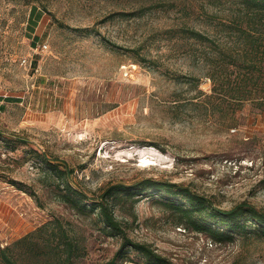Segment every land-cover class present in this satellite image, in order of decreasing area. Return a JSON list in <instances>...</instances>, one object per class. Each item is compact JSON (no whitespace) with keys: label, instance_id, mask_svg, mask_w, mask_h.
Masks as SVG:
<instances>
[{"label":"rangeland","instance_id":"rangeland-1","mask_svg":"<svg viewBox=\"0 0 264 264\" xmlns=\"http://www.w3.org/2000/svg\"><path fill=\"white\" fill-rule=\"evenodd\" d=\"M244 11L240 0H0V248L55 217L85 247L77 264L120 245L94 214L58 197L44 156L68 162L91 196L153 177L223 208L247 200L264 209V43L261 82L239 100L215 90L237 72L228 56L179 30L195 27L251 58L235 27L247 24ZM164 193L114 205L132 237L176 264H264V237L219 241L177 223Z\"/></svg>","mask_w":264,"mask_h":264},{"label":"trees","instance_id":"trees-1","mask_svg":"<svg viewBox=\"0 0 264 264\" xmlns=\"http://www.w3.org/2000/svg\"><path fill=\"white\" fill-rule=\"evenodd\" d=\"M240 3L245 8L247 24L242 26L239 22L235 27L250 44L251 58H248L250 53L247 54L248 56L244 55V59H240V53L236 56L231 52L228 54L227 46L195 27L183 25L179 30L184 36L196 41L202 43L209 41V45L215 46L220 54L222 52V58L228 56V65L231 66L232 71L237 72L233 77L226 76L218 84L215 82V90H224L229 96L243 100L252 97L251 88L258 85L262 78L256 75L255 70L261 68L256 57L260 52V45L264 43V34L259 26L264 24V0H240ZM144 9L145 7L142 6L134 10V13ZM133 49H136L137 57L141 55L139 48ZM201 53L206 59L209 57L204 49ZM143 59L141 57L139 61ZM221 66L223 68L222 63ZM223 69L228 71L227 69L230 68ZM193 77L198 79L196 75ZM202 93L206 94L199 89L198 95ZM257 97L264 98V95ZM261 103L264 108L263 102ZM42 160L48 168V174L56 179L54 181H56L57 195L61 200L70 204L79 213L94 214L103 232L120 237V245L115 253L96 264H176L150 242L132 237L127 231L126 224L118 218L114 209L115 204L124 201H130V207L134 208L145 195L163 189L167 192L163 194L165 201L163 203L175 212L177 223H184L187 227L205 232L219 241L232 239L236 232L244 231H251L257 237H264V209L247 200L223 208L217 205L212 197L195 190L188 184L153 177H146L131 184L125 182L110 184L103 191L95 192L91 196L85 189L74 184V168L68 162H58L47 156ZM249 224L251 228H248ZM132 251H135L137 259L132 256ZM85 255V247L79 238L71 232L62 219L55 217L1 247L0 264H77Z\"/></svg>","mask_w":264,"mask_h":264},{"label":"built area","instance_id":"built-area-1","mask_svg":"<svg viewBox=\"0 0 264 264\" xmlns=\"http://www.w3.org/2000/svg\"><path fill=\"white\" fill-rule=\"evenodd\" d=\"M129 264H131V263H129Z\"/></svg>","mask_w":264,"mask_h":264}]
</instances>
